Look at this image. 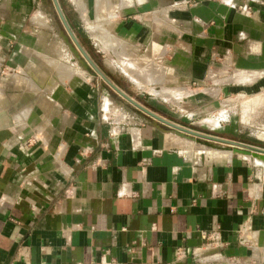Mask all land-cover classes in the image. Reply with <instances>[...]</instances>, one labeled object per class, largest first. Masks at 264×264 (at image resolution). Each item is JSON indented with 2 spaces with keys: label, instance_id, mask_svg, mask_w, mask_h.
<instances>
[{
  "label": "crops",
  "instance_id": "crops-1",
  "mask_svg": "<svg viewBox=\"0 0 264 264\" xmlns=\"http://www.w3.org/2000/svg\"><path fill=\"white\" fill-rule=\"evenodd\" d=\"M45 1L0 0V264H264V165L118 109ZM79 10L87 17L73 26L91 11L110 20L98 41L116 64L156 68L152 84L130 80L135 93L117 85L139 104L264 149V0H85ZM2 81L28 93L6 98Z\"/></svg>",
  "mask_w": 264,
  "mask_h": 264
},
{
  "label": "rangeland",
  "instance_id": "rangeland-1",
  "mask_svg": "<svg viewBox=\"0 0 264 264\" xmlns=\"http://www.w3.org/2000/svg\"><path fill=\"white\" fill-rule=\"evenodd\" d=\"M83 1L85 0H67L65 2L64 5V0H59V3L63 9V12L66 16V19L70 25L71 23V19L73 18V15L77 14L79 16V18H83V15L86 16V11H80L79 8L81 7ZM46 6L48 8V12L49 15L52 16L53 21H54V25H56L57 31L60 33H63L65 31V28L62 24V21L56 11V8L54 6V3L52 0H46ZM67 4L70 6H74V8L76 7V11L73 12H69L68 13V8H67ZM74 4V5H72ZM65 6L66 9L65 10ZM78 7V10H77ZM94 12L91 11V13H89V21H87V23L85 24L83 22V20L81 19V24L82 26H71L74 34L76 35V37L78 38L80 44L84 47V49L87 51V53L90 55V57L94 60V62L98 65V67H100V69L116 84V85H121L122 87L125 88H129V90L132 93L136 92V88L137 86L134 85V83H132L130 80L136 82V83H144V84H152L154 83L152 80L151 75L155 76L157 75V70L155 67L151 66L150 64L142 66L140 64L141 61L144 62V59H141L140 62H138L137 60H135L134 58H131L130 56L128 57V59H121L118 55V60L120 61V65L116 64L111 57L113 56V54L110 53V50H112L111 48H108L107 44L105 41H98L99 37H103V36H107L112 34L111 31V26H110V20L106 19V20H94ZM87 17V16H86ZM72 24V23H71ZM73 25V24H72ZM97 27V28H96ZM98 29V30H97ZM100 29V30H99ZM114 51V50H113ZM70 55L72 56V53L70 52ZM139 59V58H138ZM75 60V58H74ZM76 61V60H75ZM133 62H135L138 66H141L140 70H137L136 72L133 71V68L130 64H132ZM134 63V64H135ZM63 66V65H61ZM77 66V64H76ZM66 68V66H63ZM148 70L150 73H144L141 72V70ZM129 78L125 77L124 74ZM141 73V74H140ZM144 74V75H142ZM9 76H12L9 75ZM146 76H148V78H150L148 81L146 79ZM7 76H5L6 78ZM156 77V76H155ZM157 78V77H156ZM99 82L105 87L107 88V90L110 92L112 99L115 101V103L117 104V106L119 107L118 109L124 110V111H136V108L134 106H132L130 103H128L125 99H123L120 95H118L117 93H115L101 78L98 79ZM2 83L5 84L4 89L5 91H2V93H4L3 96H6V98H10L13 100V98L15 99H20V97H24L23 93H28V89L26 88V90H15V88L11 89L10 85L8 86V81H2ZM27 86V85H26ZM24 87V86H23ZM150 88V87H149ZM149 90V89H148ZM24 91V92H23ZM154 92L155 94H159L156 90H149V92ZM18 93H20L18 95ZM22 94V96H21ZM127 94V93H126ZM129 95V94H128ZM130 96V95H129ZM132 97V96H130ZM133 99H135L134 97H132ZM22 99V98H21ZM136 100V99H135ZM137 101V100H136ZM182 143L185 142H189V141H181ZM186 144H191L190 143H186ZM194 145V144H193ZM228 156V155H227ZM198 158V157H196Z\"/></svg>",
  "mask_w": 264,
  "mask_h": 264
},
{
  "label": "water",
  "instance_id": "water-1",
  "mask_svg": "<svg viewBox=\"0 0 264 264\" xmlns=\"http://www.w3.org/2000/svg\"><path fill=\"white\" fill-rule=\"evenodd\" d=\"M56 11L62 21L65 31L61 33L62 38L73 56L75 57L78 65L87 73L94 76L95 78H101L112 90H114L118 95L125 99L128 103L133 105L135 108L139 109L142 113L152 118V123L164 130L166 132H173L176 136L191 143H194L197 147H205L209 150L232 152L233 154H238L241 156H247L252 159L257 165H264V149L257 148L245 143H240L232 140L222 139L215 136L207 135L201 132L190 130L184 128L178 124H174L157 114L151 112L141 104H139L135 99L126 94L120 87H118L94 62L90 57L84 47L80 44L78 38L74 34L71 26L69 25L66 16L62 10L59 0H52ZM163 125L164 127H162ZM199 145V146H198ZM193 146V145H192ZM262 163V164H259ZM220 250H210L201 254L200 257L204 255H210L212 253H217ZM199 257V258H200Z\"/></svg>",
  "mask_w": 264,
  "mask_h": 264
},
{
  "label": "built area",
  "instance_id": "built-area-1",
  "mask_svg": "<svg viewBox=\"0 0 264 264\" xmlns=\"http://www.w3.org/2000/svg\"><path fill=\"white\" fill-rule=\"evenodd\" d=\"M204 238L208 241V246L214 245L218 239L216 234H205ZM183 253L186 254V252Z\"/></svg>",
  "mask_w": 264,
  "mask_h": 264
},
{
  "label": "bare ground",
  "instance_id": "bare-ground-1",
  "mask_svg": "<svg viewBox=\"0 0 264 264\" xmlns=\"http://www.w3.org/2000/svg\"><path fill=\"white\" fill-rule=\"evenodd\" d=\"M70 50V49H69ZM71 52V51H70ZM72 53V52H71ZM73 55V54H72ZM75 58V57H74ZM184 140V139H183ZM191 144H194V143H191ZM199 146V145H198ZM196 149H199V150H202V147H197ZM203 149H205V148H203ZM212 151V150H211ZM257 162V161H256ZM257 163H259V162H257ZM259 164H262V163H259Z\"/></svg>",
  "mask_w": 264,
  "mask_h": 264
},
{
  "label": "trees",
  "instance_id": "trees-1",
  "mask_svg": "<svg viewBox=\"0 0 264 264\" xmlns=\"http://www.w3.org/2000/svg\"><path fill=\"white\" fill-rule=\"evenodd\" d=\"M70 25L72 26V28H73V25L70 23Z\"/></svg>",
  "mask_w": 264,
  "mask_h": 264
}]
</instances>
